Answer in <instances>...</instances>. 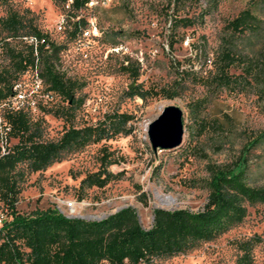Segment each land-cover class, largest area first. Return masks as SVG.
Returning <instances> with one entry per match:
<instances>
[{
	"label": "rangeland",
	"instance_id": "374dc122",
	"mask_svg": "<svg viewBox=\"0 0 264 264\" xmlns=\"http://www.w3.org/2000/svg\"><path fill=\"white\" fill-rule=\"evenodd\" d=\"M70 1L11 0V6L19 10L30 8L37 14L38 26L51 39L64 44L56 66L65 76L84 83L77 91L84 100L73 123H91L106 110L118 108L133 114L128 121L131 131L89 143L45 169L26 174L16 202L20 211L51 205L67 215L96 218L131 205L140 224L148 227L154 207H202L207 196L202 185L208 176L207 163L229 162L239 155L247 158L249 181L264 184V137L244 149L248 140L264 129V94L259 91L264 86V0H107L78 9L71 8ZM244 7H250L261 19L259 25L230 31L227 21ZM6 10L7 5L0 2V14ZM60 13L65 22L58 29ZM173 13L187 16L192 22L172 28ZM78 18L83 20L79 26H87L94 18L99 35L84 38L78 28L75 35L69 36L72 21ZM223 41H228L237 57L229 68L231 73L240 74L244 66L251 65L250 76L241 90L218 87L208 81ZM197 44H201L208 58H204L203 51L195 56ZM128 59L139 63L136 83L141 82L144 87L166 86L180 77L179 94L146 99L126 94L133 81L120 69V63ZM6 63V51L0 49V68ZM24 85L30 88V84ZM35 99L37 107L30 111L33 118H42V138H57L68 122L45 112L38 103L56 106L63 100L57 94L51 100L36 94ZM171 103L182 109L181 142L172 148L153 149L147 135L148 123ZM16 140L17 137H10L8 143ZM103 147L112 150L117 158L109 169L121 171V176L102 187L87 188L79 198L75 187L81 176L99 167ZM168 196L174 198L173 202L161 201ZM67 200L75 201L73 210L66 207ZM253 234L260 239L252 248L250 264H264V203L250 205L241 222L217 237L150 264H235L240 252L236 240Z\"/></svg>",
	"mask_w": 264,
	"mask_h": 264
},
{
	"label": "trees",
	"instance_id": "16d2710c",
	"mask_svg": "<svg viewBox=\"0 0 264 264\" xmlns=\"http://www.w3.org/2000/svg\"><path fill=\"white\" fill-rule=\"evenodd\" d=\"M86 1L71 0L69 5L78 9ZM0 2L7 5L6 13L0 14V49H5L7 57V63L0 68V100L10 95L14 80H28L37 65L44 82L43 91L52 96L57 94L63 100L56 106L38 105L45 112L63 117L68 122L57 138L44 139L42 118H33L30 109L7 108L3 113L10 125L7 138L17 137V140L9 143L5 152H1L0 147V201L7 213V219L0 226V264H123L125 261L150 264L157 258L187 252L198 243L217 237L241 222L250 205L264 203V184L256 185L249 181L247 158L239 155L229 162L207 163L208 176L202 184L207 189V196L202 207L196 210L154 207L148 227L140 224L131 205L120 207L101 218L67 215L51 205L20 211L16 202L26 174L45 169L89 143L128 134L131 131L128 121L133 114L113 108L106 110L94 122L75 125L72 118L84 100L77 91L84 83L65 76L56 66L64 44L51 39L48 32L38 26L37 14L30 8L19 10L11 6V0ZM81 21L82 18L72 21V27L67 31L69 36L75 35ZM260 21L250 7H244L227 21L226 27L232 32L244 31L256 28ZM191 22L187 16L171 15L172 28ZM28 34L44 36L48 46L39 42L35 52L23 38ZM173 43L171 38L169 45L172 47ZM202 51L201 44H197L195 56ZM203 54L208 58L205 51ZM236 58L228 41H223L216 53L214 69L207 75L211 85L230 90L244 87L251 65L244 66L242 73L233 74L229 68ZM120 69L127 72L133 81L126 91L128 95H138L143 99L153 96L171 98L180 92V77L170 85L144 87L141 82H135L140 73L138 62L128 59L120 63ZM259 91L264 94V86ZM263 137L264 129L252 136L244 149H250ZM112 153L103 147L99 167L80 177L75 187L79 198L89 187H102L112 179L120 178L121 171L109 169L110 164L117 162ZM259 239L257 234H253L236 240L240 252L235 264L251 263L252 248Z\"/></svg>",
	"mask_w": 264,
	"mask_h": 264
},
{
	"label": "built area",
	"instance_id": "2783aa9c",
	"mask_svg": "<svg viewBox=\"0 0 264 264\" xmlns=\"http://www.w3.org/2000/svg\"><path fill=\"white\" fill-rule=\"evenodd\" d=\"M107 0H87L85 5L86 6H93L95 4H104ZM69 5V4H68ZM64 15L63 13H60L59 18L57 20L58 23V29H61L64 27ZM80 34L84 38H95L99 35L100 31L97 26V23L94 18H91L89 20V24L87 26H80ZM23 38L26 42L31 44L33 46V49L37 50V44L39 42L45 43V46H48V42L45 41V37H38L36 34H28L23 35ZM79 39V38H78ZM185 42H188L187 39L184 40ZM38 67L35 65L32 69V74L28 78V80H25V78H19L12 82V91L9 96H7L5 99L0 100V147L1 152L7 151V145L8 138H7V132L10 129V125L6 121L4 117V111L5 109H18V108H28L30 110H35L37 107V102L35 99V95H41L43 97L52 98V94L49 92L43 91V80L41 76L38 73ZM24 84H30V88H26ZM66 207L73 210L75 207V201L74 200H67ZM7 219V213L4 210V208L0 207V226L3 224V222ZM140 264V263H138Z\"/></svg>",
	"mask_w": 264,
	"mask_h": 264
},
{
	"label": "water",
	"instance_id": "95a60500",
	"mask_svg": "<svg viewBox=\"0 0 264 264\" xmlns=\"http://www.w3.org/2000/svg\"><path fill=\"white\" fill-rule=\"evenodd\" d=\"M170 127H172L171 133L167 134V130ZM182 134V109L180 106L172 103L165 105L161 112L149 121L147 126L148 140L153 149L177 146L181 142ZM85 218H90V216H86Z\"/></svg>",
	"mask_w": 264,
	"mask_h": 264
},
{
	"label": "bare ground",
	"instance_id": "6f19581e",
	"mask_svg": "<svg viewBox=\"0 0 264 264\" xmlns=\"http://www.w3.org/2000/svg\"><path fill=\"white\" fill-rule=\"evenodd\" d=\"M171 130H172V127H170L167 131V134L168 133H171ZM173 200H174V198L173 197H171V196H168V197H166V198H161V201L162 202H164V203H171V202H173Z\"/></svg>",
	"mask_w": 264,
	"mask_h": 264
}]
</instances>
